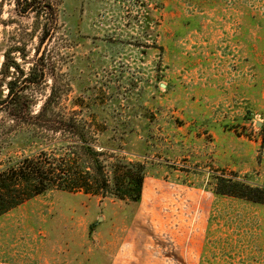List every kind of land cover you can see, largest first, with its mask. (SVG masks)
<instances>
[{"label":"rangeland","instance_id":"rangeland-1","mask_svg":"<svg viewBox=\"0 0 264 264\" xmlns=\"http://www.w3.org/2000/svg\"><path fill=\"white\" fill-rule=\"evenodd\" d=\"M32 1L51 4L56 23L0 0V100L35 60L47 69L40 87L19 93L18 114L0 108V169L44 159L40 148L90 168L57 145L71 124L91 136L108 179L124 167V196L128 170L142 168L143 181L137 202L48 191L7 212L0 264H148L155 253L144 251L165 248L168 231L191 232L201 208L217 239L213 264H264V0ZM171 238L182 250L181 233Z\"/></svg>","mask_w":264,"mask_h":264},{"label":"trees","instance_id":"trees-1","mask_svg":"<svg viewBox=\"0 0 264 264\" xmlns=\"http://www.w3.org/2000/svg\"><path fill=\"white\" fill-rule=\"evenodd\" d=\"M17 1L18 5L22 6L18 10V15L24 16L27 12H35L37 14L46 10L51 14V22L56 23V20L53 19L54 9L51 4H40L32 0ZM44 33L47 36H51L53 29L49 31L46 29ZM14 51L19 53L20 50ZM3 57L6 63L2 65L5 69L18 71V64L15 58L8 62V56L4 54ZM39 62L40 60H35L29 70L28 77L25 78L22 84L16 85L12 81L6 83L7 94L3 100H0V108L8 111L11 107L15 111V115L18 114L19 93L25 88L40 87L44 83L47 69L44 65H38ZM19 73L24 75L23 72ZM54 101L55 93L51 90L43 108L49 109L53 106ZM44 110L48 111L47 109ZM66 128L67 134H71V137H65L57 145H67L71 150H74V152H69L67 159L70 158V154L88 156L91 162L90 168H85L84 164H81L77 158H70L68 161L47 158V154L41 148L40 150L37 149L38 154L44 159L36 160L34 158L35 154L30 153L20 159L9 161L7 166L0 169V217L48 191L82 193L84 195L100 196L104 199L108 197L107 195H110L112 198L121 201L129 199L137 202L140 199L143 181L142 168H139L135 173L130 170L127 171L126 177L133 186V192L132 194L129 193L128 196H124V167H122V170L113 172L112 178L108 179L105 173V162L99 160V156L102 154L95 152L90 144L91 136L83 135L80 130L71 124H68ZM24 145L22 144V146ZM128 165L129 169L134 166L132 164ZM89 169L92 170V174L89 173ZM245 189L250 193L252 192L250 187ZM255 190L258 191L259 189L255 188ZM252 201L259 200L255 199Z\"/></svg>","mask_w":264,"mask_h":264},{"label":"crops","instance_id":"crops-1","mask_svg":"<svg viewBox=\"0 0 264 264\" xmlns=\"http://www.w3.org/2000/svg\"><path fill=\"white\" fill-rule=\"evenodd\" d=\"M147 201L142 199L138 202L137 208L134 211V215L132 216V225L128 228L129 237L124 240V257L129 256L130 252L133 251L135 248H132L133 244V237L134 235H139V219L142 218V214L145 207L147 206ZM207 209V208H206ZM206 209L201 208L200 214L198 218L193 221L192 217L189 218L192 230L188 232V230L183 229L181 232V242L180 247L182 250H178L177 240L174 242L172 241V236L179 235L178 231L174 232L168 231L167 234H164V241H166L167 246L165 248L160 249H146L147 252L144 253H155V256L151 258L150 255L147 256V260H149L148 264H213V259L209 258L212 255L214 249L211 246L215 245L217 239L208 237L209 231V221ZM190 213V211H188ZM187 221V222H188ZM178 233V234H177ZM137 235V236H138ZM166 238V239H165ZM148 244H151L148 242ZM218 245V244H216ZM180 251V253L178 252ZM181 251H184L183 257ZM142 264L143 260L141 261ZM216 263V262H215ZM214 263V264H215Z\"/></svg>","mask_w":264,"mask_h":264},{"label":"water","instance_id":"water-1","mask_svg":"<svg viewBox=\"0 0 264 264\" xmlns=\"http://www.w3.org/2000/svg\"><path fill=\"white\" fill-rule=\"evenodd\" d=\"M257 126H261V124L260 123H257Z\"/></svg>","mask_w":264,"mask_h":264}]
</instances>
